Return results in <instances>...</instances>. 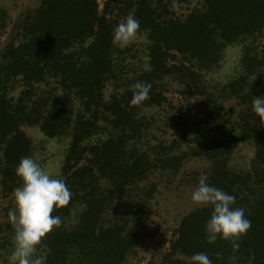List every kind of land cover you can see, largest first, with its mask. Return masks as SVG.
Wrapping results in <instances>:
<instances>
[{"label":"trees","instance_id":"1","mask_svg":"<svg viewBox=\"0 0 264 264\" xmlns=\"http://www.w3.org/2000/svg\"><path fill=\"white\" fill-rule=\"evenodd\" d=\"M115 1L106 0L101 9L99 0H42L14 22L0 49V193L21 186L15 169L22 157L34 156L24 125H38L48 137L68 135L59 178L73 195L68 205L54 209L62 224L43 239L39 254L45 264H126L141 240L158 234L145 222L158 184L128 205L134 187L156 170L176 173L187 160L204 157L212 162L208 182L234 195L235 207L244 208L252 222L241 242L239 264H264V123L252 110L253 98L264 96V55L247 46L243 74L225 83L217 96L201 84L203 72L220 64L227 45L263 31L264 0H204L185 14L178 9L195 0H122V14L134 15L138 31L148 39L149 67L136 82H149L152 88L139 105L131 104L133 87L122 89L120 83L118 58L126 49L113 44V29L120 24L110 15ZM9 22L0 3V37ZM110 78L117 84L106 100ZM167 78L204 96L203 121L215 132L206 142L204 134L196 135L188 149L175 153L162 143L145 146L149 128L140 115L143 108L168 101ZM51 82L57 85L44 89ZM232 99L243 106L238 123H220L224 103ZM190 114L191 108L181 105L174 120L185 124ZM131 139L136 143L127 151ZM248 139L257 146L252 168L235 171L229 162ZM211 211L202 206L182 218L159 264H191L199 252H206L213 264H228L230 244L206 240Z\"/></svg>","mask_w":264,"mask_h":264},{"label":"rangeland","instance_id":"2","mask_svg":"<svg viewBox=\"0 0 264 264\" xmlns=\"http://www.w3.org/2000/svg\"><path fill=\"white\" fill-rule=\"evenodd\" d=\"M105 1L99 0L101 9L104 8ZM41 2L42 0H0L1 5L10 15L8 27L0 37V49L7 43L12 26L19 14L26 9L32 11L37 9ZM203 3L204 0H195L191 4L183 5L177 13H188L194 8L201 7ZM124 5L122 0L111 4L110 15L118 19L120 23L124 22L128 16L123 15L120 10V7ZM147 44L146 32L137 31L131 44L119 46L121 49H126L118 58L122 89L126 86L132 87L138 74L149 67ZM249 45L264 55V29L257 36L227 45L220 64L216 68L203 72L201 84L207 87L211 95H219L225 83L243 74L241 61L244 50ZM261 73L264 74V68ZM116 84L117 81L112 78L107 80L104 89L106 100H109L115 92ZM56 85V82H51L50 85L44 86V89H53ZM20 90L21 87L18 86L14 94L18 95ZM165 94L168 101L162 106L145 107L140 112L142 117H146L149 128L144 142L146 147L153 149L162 143L167 149L172 148V152L175 153L188 149L196 135L204 134L206 142L215 133L203 121L207 109L204 96L194 94V89L174 78L165 80ZM181 105L191 108V114L185 124L174 120L176 111ZM224 107L225 113L219 117L218 121L237 124L238 115L243 106L237 105V101L232 99L225 101ZM22 129L32 139L34 157H39V163L50 176L59 177L70 137L68 135L48 137L38 125H24ZM256 150L254 139L242 141L229 162L230 167L235 171L251 169ZM211 166L210 160L194 157L187 160L178 172L156 170L139 186L134 187L130 198L126 200L128 205L132 204V199L142 196L146 187L152 183L158 184V190L150 200L145 220L148 228L158 231V234L154 238L141 240L129 254L126 264H159L161 262L164 254L169 250L172 239L176 236L182 218L190 211L202 207L192 202L191 194L198 186L199 177L209 176ZM14 207V192L0 193V264H10V255L15 244L14 229L8 220V211ZM109 218L113 219L114 216L110 214Z\"/></svg>","mask_w":264,"mask_h":264},{"label":"clouds","instance_id":"3","mask_svg":"<svg viewBox=\"0 0 264 264\" xmlns=\"http://www.w3.org/2000/svg\"><path fill=\"white\" fill-rule=\"evenodd\" d=\"M139 29V20L134 15H128L124 22L114 27L113 44L121 47L131 44ZM132 87V105H139L150 98L151 83L138 81ZM252 110L260 118V123H264V96L253 98ZM135 143L134 139L128 140L126 150L131 151ZM15 172L22 184L14 191L15 207L8 211L15 240L10 264H45V257L39 254V246L54 228L62 224L61 217L53 215L54 209L68 205L73 193L64 178L50 176L39 163V157H22ZM208 181L207 175L199 177L191 200L197 206L212 209L205 224L207 242L227 241L232 248L228 264H239L241 242L252 227V222L244 208L235 207L234 195ZM250 255L254 257V253ZM190 259L191 264H213L206 252L196 253Z\"/></svg>","mask_w":264,"mask_h":264}]
</instances>
